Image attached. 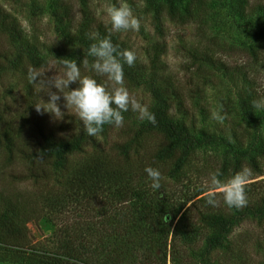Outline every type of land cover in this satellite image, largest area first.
Here are the masks:
<instances>
[{
    "label": "trees",
    "instance_id": "obj_1",
    "mask_svg": "<svg viewBox=\"0 0 264 264\" xmlns=\"http://www.w3.org/2000/svg\"><path fill=\"white\" fill-rule=\"evenodd\" d=\"M18 2L25 5V0ZM88 2L54 0L51 15L57 37L64 43L54 46L52 52L62 58L68 56L79 67L88 56L90 45L96 42L90 36L96 34L97 40L109 37L108 28L97 25L95 16L88 12ZM144 2L145 24L138 32L142 43H129L128 37L119 33H112L110 38L118 51H136L135 65L124 64V84L137 87L141 81L147 86L157 105L151 111L156 116L155 125L146 120L143 125L134 127L131 119L135 113L125 112L124 126L118 128L122 140L100 148H96L94 142L93 151L87 153L84 137L78 136L66 123L49 125L36 118V98L27 79L19 82V88L24 86L22 106L11 109L5 99L13 88L7 80L3 81L4 74H1L0 89L4 93L0 92V250L6 254L0 253V261L9 258L23 264H125L129 259L133 260L131 264H165L168 255L172 264H192L199 251L195 245L203 240L205 253L217 249L225 252L228 261L220 264L233 262L234 258L242 259L239 262L243 263L244 251L239 253L241 244H233L226 236L244 222L264 224V180L252 181L264 176V144L257 130L264 115L254 119L252 112L243 111V118L253 126V133L245 126L240 136L230 128L231 134L224 136L225 129L214 126L202 132V139L198 140L192 132L195 121L198 117L211 118L207 89L217 86L216 75L220 73L219 76L225 78L228 74L224 61L212 58L214 52H224L223 46H217L207 35L206 21L197 16L194 0H187L183 6V0ZM36 9L35 5L31 6L34 13L30 18L35 17ZM236 12L243 17L247 15L241 7ZM94 24L96 28L92 27ZM189 25L194 27L189 37L176 36L178 43L170 46L167 41L170 27ZM0 34L7 37L10 50L0 53V72L9 65L12 70L20 68L24 76L28 75L24 71L26 59L34 69L40 66L35 43L22 38L19 24L1 6ZM170 49L179 59L181 74L172 72L164 59ZM251 57L253 61L259 59L255 54ZM253 100H258L257 95H252L250 101ZM224 121L230 123L228 119ZM232 121L238 125L236 118ZM108 126L116 128L104 125ZM156 135L163 142L152 152H146L145 139ZM229 138L233 142H229ZM208 145L224 148L220 166L215 170L221 174L222 182L226 183L242 168L251 170L246 207L229 208L223 202L222 191L216 193L218 206L206 202L207 193L219 189L201 188L198 184L208 174L207 166H199L201 157L197 158L196 154ZM161 164L164 166L159 170L171 182H168L169 187L161 183L157 190L161 192L159 196L144 186L132 188L134 178L136 183H142V177H147L146 167L158 169ZM17 166L22 171L12 170ZM23 180H31L39 186L35 194L20 195L12 189L15 181ZM96 202L103 205L104 213L97 212L92 217L88 208ZM72 207L80 209L76 211L74 227L68 228H82L84 233L77 235L72 243L64 235H58L57 242H63L60 256L37 253L30 245L27 225L48 213L58 217ZM208 230L211 235L204 238ZM105 233L108 235L103 236ZM55 244L59 248L58 243ZM253 248L264 252V239L257 240ZM141 250L152 256V261L144 258L138 262L135 254ZM158 253H162V257ZM201 263L204 264V260Z\"/></svg>",
    "mask_w": 264,
    "mask_h": 264
},
{
    "label": "rangeland",
    "instance_id": "obj_2",
    "mask_svg": "<svg viewBox=\"0 0 264 264\" xmlns=\"http://www.w3.org/2000/svg\"><path fill=\"white\" fill-rule=\"evenodd\" d=\"M89 0L88 6L90 7L88 12L92 13L94 19H96V24H103L104 27L110 28V24L107 23L108 17L105 14V9L108 6H119L120 3H127L138 18H140L141 26L145 24L143 17L144 8L146 6L144 0V7L139 8L137 4L139 0ZM187 0H183L181 3L183 6ZM194 5L197 6V16L201 17L206 21L207 35L211 37V41L216 43L217 46H223V53L214 52L212 58L215 60L219 58L221 61H224L228 74L225 78H222L216 75L217 86L215 88L207 89V102L210 109V112H217L222 116H225L230 123L223 124L213 120V119H203L198 117L195 121V126L193 129V134L196 138L202 139L204 133L208 132L217 126L219 128L225 129L224 136L230 135L231 130H234L235 135H239L242 129L246 126L250 133H253V126L249 125L246 122V119L243 118V111L248 110L251 113L254 119L259 118V116L264 115V110H254L251 107L252 95H257V98H264V0H194ZM33 2V4H31ZM53 2L54 0H25V5H20L18 0L15 1H4L0 0V6L3 10L8 12L13 18H15L16 23L19 24V28L22 33V38L29 41L30 44L35 43V49L37 50V57L41 59L40 66L35 70L40 73V80L38 83H33L29 81L28 75L24 76V72L17 68V70H12L9 65L5 67V70L0 72L4 74V80L8 81L13 90H10V94H6L7 98L5 99L11 109H16L19 106H22V97L23 89L20 87L19 82L27 81L30 82V91L34 93V98H36V104L47 108L52 111L53 106L48 104L49 96L48 93L51 91L49 87L50 77L62 74L64 69L62 68V59H68L66 55L62 58L59 57L56 53L52 52V48L61 46L64 44L62 40L57 37V33L54 29V21L51 18L53 12ZM35 5L37 8L35 11V17L30 18V14L34 13L31 10V6ZM238 7H241L246 13V16H240L236 10ZM205 16V18H204ZM145 18V17H144ZM94 24L92 27L96 28L97 25ZM170 34L167 38L170 46L178 43V36L181 38L189 37L190 30L193 31V25L183 26V27H173L171 26ZM73 34V31H72ZM120 35L127 36L130 40L129 43L132 44H141L140 35L138 32H127L119 33ZM76 35V34H75ZM177 36V37H176ZM208 37V38H209ZM7 37L0 34V53L5 50L10 51L9 46L6 44ZM210 39V38H209ZM70 41L69 39H66ZM10 45V44H9ZM18 45V44H17ZM16 45V46H17ZM55 46V47H54ZM215 49L214 51H216ZM72 54V50L69 51V56ZM252 54H255L259 57L257 61L252 60ZM25 59L26 56L24 55ZM89 60V65H91L93 58L86 56ZM84 58V59H85ZM178 57L175 55L174 51L171 49L168 50L164 59L168 63V68L174 72L181 74V71L178 69L180 64ZM3 62V61H2ZM29 68L32 67L31 61L28 59L24 60V71L28 72ZM34 69V68H33ZM81 76H89L95 78L98 83L105 85L109 91H111V84L107 81L106 77L97 75L91 68H85L84 65L80 67ZM7 74V75H6ZM24 77V78H23ZM6 78V79H5ZM23 78V79H22ZM10 79V81H9ZM125 87L129 90L130 94L134 95L142 104L147 105L149 111L156 109L157 105L152 99L151 94L147 88L144 86L141 81L138 83L137 87L127 86ZM79 87V83H73L70 85V89H75ZM53 92H58L57 89L53 88ZM67 90H65L66 92ZM1 93H4L1 91ZM61 99L58 101V105L62 111L59 119L55 118L53 113L49 112H40L34 110L36 118L46 124L53 125L54 123H66L73 131H76L78 136H83L86 141V152L91 153L93 151L94 142L96 148H100L101 145L105 147V144H113L122 140L120 130L118 128H103V131L97 137H88L84 134L82 122L74 115L73 110L65 107V102L63 99V94H60ZM236 118L238 125L235 126V122L232 121ZM146 120L141 121L138 119V114L135 113L134 117L131 119V124L136 127L140 124H144ZM128 124L127 122H125ZM241 125L243 127H241ZM230 128V129H229ZM258 132L261 135L262 144H264V120L258 122L257 127ZM202 133V134H201ZM201 134V135H200ZM240 136V135H239ZM247 137H245L246 139ZM93 141V142H92ZM163 142V139L160 136H149L145 139L144 149L146 152H152L158 144ZM229 142H233L231 139ZM107 147V146H106ZM151 149V150H149ZM224 148L219 147V145H208L202 147L196 154L197 158H200L199 166H207V176L202 180L201 183H198L201 188H210L209 185V176L211 173H215L216 168L220 165L222 153ZM146 156V155H145ZM148 157V155H147ZM164 166L161 164L159 167ZM15 172L22 171L21 167L13 168ZM11 170V171H12ZM160 171V170H159ZM163 177L161 183L163 186L169 187L171 182L168 177H165L163 171H160ZM264 180V176L258 177L255 181ZM137 180L134 178L132 182V188H135L136 185L144 186L149 188L151 191L155 192L157 196L161 192H157L159 189H153L151 187L152 181L150 178L143 176L142 183H136ZM251 182V181H250ZM174 186V185H173ZM264 186V185H263ZM12 189L15 192L21 195L32 193L35 194L39 186H36L31 180L15 181L14 185H11ZM172 187V186H171ZM215 193L221 192L222 190H210ZM209 191V192H210ZM209 192L207 193L209 195ZM89 207V206H88ZM80 208L72 207L67 211L59 214L54 217L53 213H48L43 215L39 220L32 221L27 225L29 233V242L32 245L34 250L38 253H44L46 256L57 257L60 256L61 250L63 249V242H57L58 235H64L65 238L70 240V243L74 240L77 235L83 234L84 229L79 228L80 232L77 229L68 228V226H73V220L75 219L76 211H79ZM103 205L99 202H96L94 206L88 208V214L92 217L97 213H104ZM72 211V212H70ZM74 211V212H73ZM78 215V214H77ZM76 215V216H77ZM101 215V214H100ZM53 218V219H52ZM77 219V217H76ZM111 219V218H110ZM108 219V221L110 220ZM101 220V219H100ZM99 221V219H98ZM106 222V221H105ZM66 228L64 229V227ZM74 227V226H73ZM156 228V225H155ZM157 229V228H156ZM204 232V231H203ZM104 233V232H103ZM111 233V232H110ZM157 234V230L155 231ZM113 236L114 233H111ZM108 235V234H103ZM211 232L208 230L204 234V238L210 236ZM111 236V235H109ZM242 238V239H239ZM113 239V238H112ZM226 239L233 244H241V249L239 253H242L243 263H240L242 259L235 261L226 262V264H264V252L259 251L256 248H253L255 242L261 241L264 239V224L256 225L255 222H244L240 227L233 230V232L226 236ZM239 240L241 242H239ZM103 241H106V238L103 237ZM58 243L59 248H57ZM198 252H196L192 264H202L201 261L204 260V264H220L225 260L224 251L222 249L214 250L211 253L206 251V245L203 243V240L196 244ZM75 247V246H74ZM112 248V247H110ZM194 248V246H193ZM196 248V249H197ZM247 248H250L247 250ZM144 250V249H143ZM143 250L136 253V258L138 262L145 258L152 261V256H148L147 252ZM0 253L2 251L0 250ZM64 253V252H63ZM6 254V253H2ZM162 253H158V256H161ZM147 256V257H144ZM129 260V259H128ZM126 261L125 264L133 263V260ZM102 261V260H100ZM0 264H23L11 261L9 258H5L3 261H0ZM138 264V263H137ZM165 264H172L170 262L169 256L165 257Z\"/></svg>",
    "mask_w": 264,
    "mask_h": 264
},
{
    "label": "clouds",
    "instance_id": "obj_3",
    "mask_svg": "<svg viewBox=\"0 0 264 264\" xmlns=\"http://www.w3.org/2000/svg\"><path fill=\"white\" fill-rule=\"evenodd\" d=\"M144 6L143 0H139L137 7L143 8ZM105 14L108 17L107 23L110 24L109 37L97 40L96 34H92L90 39L96 40V42L90 45L87 55L92 57L93 61L89 65V60L85 58L82 63L85 68L90 67L97 75L106 77L111 84V91L105 85L98 83L95 78L82 77L80 67L75 61L63 59V73L54 75L49 80L51 91L48 93L49 101L47 103L53 106V110L50 111L40 104L35 105L38 113L42 111L53 113L55 118L59 119L62 111L58 101L61 99L60 94L62 93L65 107L67 110H73L74 115L82 122L84 134L88 137H97L106 124L122 128L124 126L123 113L130 110L137 113L138 119L141 121L147 120L153 125L157 123L155 114L149 111L147 105L142 104L124 86V64L129 67L135 65L138 59L136 51L129 49L118 51L110 38L112 33L139 32L140 18L134 15L133 9L127 3L108 6L105 9ZM145 30L148 31L147 26H145ZM28 78L30 82L38 83L40 73L29 68ZM76 82L79 83V87L70 89V85ZM53 88L58 92H53ZM65 90L67 91L65 92ZM251 107L254 110H264V98L253 100ZM211 119L223 124L226 117L212 112ZM145 172L152 181L151 187L154 190L160 189L163 179L161 172L152 167H146ZM220 175L219 172L210 174V187L222 190L223 202L229 208L242 209L246 207L248 204L246 187L251 177V170L242 168L226 183L220 180ZM206 202L213 207L219 205L214 191L209 192Z\"/></svg>",
    "mask_w": 264,
    "mask_h": 264
}]
</instances>
